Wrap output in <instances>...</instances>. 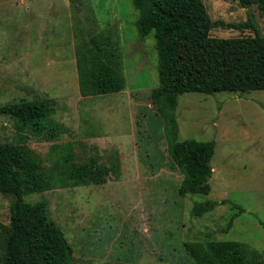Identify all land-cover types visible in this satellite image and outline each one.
<instances>
[{
  "label": "rangeland",
  "instance_id": "rangeland-1",
  "mask_svg": "<svg viewBox=\"0 0 264 264\" xmlns=\"http://www.w3.org/2000/svg\"><path fill=\"white\" fill-rule=\"evenodd\" d=\"M214 22L213 38L254 37L230 28L251 19L264 35V12L239 0H203ZM133 0H0V106L51 100L54 140L27 133L28 146L51 169L71 148L77 162L95 153L120 176L104 186L56 185L26 198H46L50 217L75 249L74 264H195L186 243L237 241L264 255V90L179 97V141L214 142L208 196L182 197L183 175L169 155L164 126L151 93L160 84L154 34L140 39ZM100 35L121 56L125 89L83 98L77 49ZM3 143L19 142L14 121L0 118ZM65 147V148H62ZM226 204L201 217L194 204ZM12 198L0 194V224H10ZM233 205L245 212L231 228ZM0 243V264H1Z\"/></svg>",
  "mask_w": 264,
  "mask_h": 264
},
{
  "label": "trees",
  "instance_id": "trees-1",
  "mask_svg": "<svg viewBox=\"0 0 264 264\" xmlns=\"http://www.w3.org/2000/svg\"><path fill=\"white\" fill-rule=\"evenodd\" d=\"M239 2L244 8L257 5L264 12V0ZM133 5L138 12L140 39L152 33L156 39L160 84L151 97L164 126L168 155L184 177L178 192L182 197L208 196L215 143L178 140L179 97L264 90V35L249 19L228 27L252 29L254 37L213 38L212 30L224 24L212 20L203 0H133ZM76 66L83 98L120 93L126 87L121 56L100 35L77 49ZM51 102L0 106V118H11L19 135L16 143H3L0 138V194L12 198L10 224H0L1 264H74L75 249L51 219L49 200L32 204L26 198L53 190L57 184L104 186L113 174L120 176L118 156L105 165L96 149L87 161L77 162L71 148L58 152L59 146H54L58 158L51 169H44L40 157L27 144V133L37 137L46 134L48 140H54L58 127L49 125L55 111ZM224 204L226 201L196 202L192 214L201 217ZM233 210L229 228L245 212L236 205ZM185 248L195 264H264L263 254L237 241L191 242Z\"/></svg>",
  "mask_w": 264,
  "mask_h": 264
}]
</instances>
